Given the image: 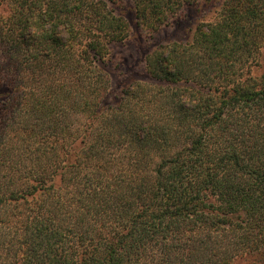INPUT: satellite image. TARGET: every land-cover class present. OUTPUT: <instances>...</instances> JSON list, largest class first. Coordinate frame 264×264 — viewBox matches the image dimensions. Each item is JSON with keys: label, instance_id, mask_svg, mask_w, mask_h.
<instances>
[{"label": "trees", "instance_id": "1", "mask_svg": "<svg viewBox=\"0 0 264 264\" xmlns=\"http://www.w3.org/2000/svg\"><path fill=\"white\" fill-rule=\"evenodd\" d=\"M9 1L0 264H264V0H220L114 102L122 3L157 30L200 0Z\"/></svg>", "mask_w": 264, "mask_h": 264}, {"label": "rangeland", "instance_id": "2", "mask_svg": "<svg viewBox=\"0 0 264 264\" xmlns=\"http://www.w3.org/2000/svg\"><path fill=\"white\" fill-rule=\"evenodd\" d=\"M9 1V0H8ZM220 0L207 3L204 0L186 7L171 23L157 30L140 27L133 7L123 4L119 10L129 25V37L122 43L111 45L105 64V70L111 80L110 101L114 102L121 90L131 82H152L146 71V56L170 43H187L204 22H212L217 16ZM11 1L8 2L10 4ZM112 9L115 7L110 4ZM256 64V63H255ZM254 74H260L261 68L252 65ZM234 264H256L255 257L239 259Z\"/></svg>", "mask_w": 264, "mask_h": 264}]
</instances>
